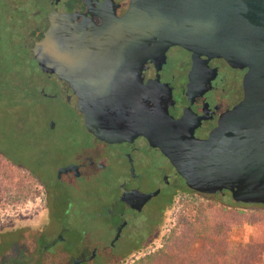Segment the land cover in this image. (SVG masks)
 I'll list each match as a JSON object with an SVG mask.
<instances>
[{
    "label": "water",
    "instance_id": "obj_1",
    "mask_svg": "<svg viewBox=\"0 0 264 264\" xmlns=\"http://www.w3.org/2000/svg\"><path fill=\"white\" fill-rule=\"evenodd\" d=\"M74 18L53 15L33 51L44 72L74 89L89 132L109 143L144 136L189 190L229 192L236 204L264 205V0H130L124 15L104 16L101 25L88 19L77 25ZM174 45L250 67L244 100L207 139L195 137L187 117L170 115L171 92L159 79L144 82L149 61L165 63ZM108 66L129 70L128 78H107L103 70L89 75L87 69Z\"/></svg>",
    "mask_w": 264,
    "mask_h": 264
},
{
    "label": "flooded vegetation",
    "instance_id": "obj_2",
    "mask_svg": "<svg viewBox=\"0 0 264 264\" xmlns=\"http://www.w3.org/2000/svg\"><path fill=\"white\" fill-rule=\"evenodd\" d=\"M129 4L130 0H3L1 3L5 16L17 15L19 29L25 35L23 39H27L23 45L42 75V80L35 83L36 89L29 90L26 98L36 101L56 99L66 111L65 125L60 129L56 125L55 176L46 171L43 163H36L38 153L43 151L36 137L35 141L30 138L27 143L24 136L13 135V139L10 138L12 152L9 153L21 162L36 164L31 168L23 163L18 166L10 162L40 186L46 196L44 210H56L58 231L55 237L60 239L56 246H62L61 252L69 259V264L76 260H80L78 264H93L107 250L110 251L107 258L118 262L130 252L120 254V246L129 242L133 222L140 223L149 211L153 218L160 213L159 207H152L153 201L161 198L169 205L178 197L193 192L187 188L170 159L158 147H153L146 137L109 143L89 132L84 115L79 112L74 89L57 74L44 72L35 59L33 49L48 33L53 15H74L73 23L77 25L84 19L101 25L102 17L109 14L122 16ZM87 69L89 75L103 70L105 77L112 79H126L129 71L111 66ZM249 71L247 65H231L223 57L197 56L193 51L174 45L168 50L165 63L149 61L143 72L145 84L159 79L171 92L170 115L177 120L187 117L194 127L195 137L207 139L222 117L244 100L245 79ZM100 191L108 196L100 200L99 209L88 217L103 221L101 231H107L111 236H99L87 243L84 237L95 230L84 227L83 235L79 236L69 215L77 204H84L75 199L76 192L89 199L94 192L99 198ZM228 194L226 192L223 196ZM143 195L153 196L146 200Z\"/></svg>",
    "mask_w": 264,
    "mask_h": 264
},
{
    "label": "rangeland",
    "instance_id": "obj_3",
    "mask_svg": "<svg viewBox=\"0 0 264 264\" xmlns=\"http://www.w3.org/2000/svg\"><path fill=\"white\" fill-rule=\"evenodd\" d=\"M2 1L0 0V60L5 61L11 68V76L0 78L3 83L4 97L8 99L9 103L14 99L18 101L16 106L8 109L24 114L26 134L34 141L35 137L39 139L38 141L43 147V153H38L36 163H43L46 171L53 177L56 174V125L59 129L65 125L66 111L56 99L43 98L41 101H36L26 98L29 90L36 89L35 83L38 79L42 80V75L23 45L27 39L26 41L23 39L25 35L17 24V15L12 14L10 18L5 16L1 6ZM52 123L55 124L54 129ZM6 128L7 125L0 123V137ZM5 139L6 152L12 156L9 152H12L10 144L13 141L10 142V139H6L7 142ZM28 141L29 139L26 140L27 143H29ZM23 164L31 168L36 165L28 162H23ZM7 170L12 171L16 178L18 177L22 181L21 185L27 189V192L16 201L5 199L0 202V264H69V259L61 252L62 246L54 245L50 249L44 250L58 231L56 210H44L45 194L42 193L40 186L35 181L23 175L24 171L14 170L10 166ZM114 178H117V174ZM91 189L96 190L94 187ZM100 192L99 198L94 192L89 199H84L82 194L76 192L75 199L84 204H77L69 215L79 236L83 235L86 227L95 230L93 234L84 237L87 243L95 241L99 236L107 238L111 236L107 231H101V227H104L103 221L88 217L94 210L99 209L100 200L108 196L103 191ZM216 200H219V197L211 199L193 192L178 197L169 205L161 198L156 199L153 201L152 207H159L160 213L153 218L149 211L143 216L140 223L134 224L133 222L128 235L129 242L120 246V254L130 251L126 257L118 262L116 259L109 260L107 257H109L110 251L107 250L104 252L105 255H102L93 264H133L142 258L153 257L165 248L167 240H170L174 231L180 232L186 228L184 223L190 220V216L197 215L198 211H201V214L203 211L205 214L209 212L210 215L211 205L216 203ZM85 210L87 211L85 212ZM13 227H15L14 230L11 229ZM252 234L253 229L250 226H245L233 231L232 240L246 242ZM140 244L142 245L139 246ZM198 248L199 245H196L193 250L194 254L198 252Z\"/></svg>",
    "mask_w": 264,
    "mask_h": 264
},
{
    "label": "trees",
    "instance_id": "obj_4",
    "mask_svg": "<svg viewBox=\"0 0 264 264\" xmlns=\"http://www.w3.org/2000/svg\"><path fill=\"white\" fill-rule=\"evenodd\" d=\"M10 71V66L0 60V78L11 76ZM8 84L7 81V88ZM2 87L3 83L0 80V123L7 125L0 137V202L5 199L16 201L27 192L21 185L22 181L18 177L17 179L12 171L7 170L9 166L18 170L11 163L20 166L23 162L6 152L7 145L4 139H13V135L16 134L19 137L24 136L25 140L31 138L24 129V114L8 109L16 106L18 101L12 99L13 101L9 103L4 97ZM202 196L211 199L219 197V200L211 205L210 215L204 211L202 214L201 211H198L197 215L192 214L190 220L184 223L186 228L180 232L174 231L164 249L153 257L142 258L133 264H264V205L236 204L229 194ZM245 226L253 229L249 240L246 242L232 240L233 231ZM11 229L14 230L15 227ZM196 245H199V248L194 254Z\"/></svg>",
    "mask_w": 264,
    "mask_h": 264
}]
</instances>
